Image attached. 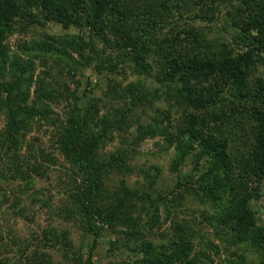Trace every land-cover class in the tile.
Segmentation results:
<instances>
[{"label":"trees","instance_id":"obj_1","mask_svg":"<svg viewBox=\"0 0 264 264\" xmlns=\"http://www.w3.org/2000/svg\"><path fill=\"white\" fill-rule=\"evenodd\" d=\"M181 1H192L186 8L188 12L198 8L213 18L220 6L230 8L227 16L236 45L242 50L233 53L227 46H213L187 20L186 29L171 27L174 34L160 40L159 24L175 7L169 6V0H0V113L4 121L0 131V179H5V169L23 182L29 180L26 168L36 172L34 164L43 160V152L37 153L39 159L29 145L25 159L20 152L36 119L43 120L49 113L46 104L58 100L48 78H35L32 62L8 56L4 42L16 29L24 33L32 26L49 23L64 29L85 28L89 46L79 39L68 45L69 52L65 48L49 50V43H36L31 49L41 57L47 55V60L56 50L60 57L71 61L72 52L83 58L82 53L88 51L94 74L110 84L111 76L130 65L136 76H145L156 85L148 88L137 81L120 94L113 85L110 93L117 94L124 104L129 100L127 110L116 111L119 118L100 117L93 104L85 109L75 106L58 146L66 162L83 176L76 206L89 226L92 246L85 260L78 259L81 255L75 256L66 234L59 237L52 231L47 241L54 243L52 248L61 247V261L34 250L24 264H93L95 243L104 230L116 237L112 249L120 235L123 248L129 250L130 243L135 244L131 251L141 256L136 264L186 260L192 251L191 228L179 227L168 238V247L154 246L133 232L137 225L130 218L134 213L131 200L138 197L137 193L128 190L122 181L117 194L103 195L105 174L132 173L128 162L133 159L129 155L133 149L106 158L99 155L101 146L129 124L136 125L131 146L136 148L146 139L160 138L167 151H174L172 173L180 174L178 170L192 158L193 171L198 175L177 185L176 189H183L177 194L180 200L191 195L198 202L210 204L215 216H206L205 220L215 221L223 235L234 233L233 243L249 239L258 264H264V226L257 225V214L250 207L252 201L263 197L264 183V75L258 74L259 68H264V0ZM98 45L101 48L97 49ZM108 51L116 52L115 57L107 56ZM30 97L33 104L28 106ZM153 102L167 103L168 109L155 107ZM131 108L141 109L143 114L150 111L153 117L149 123L131 120ZM177 117L179 120H174ZM152 180L151 187L155 184ZM146 196L150 208L158 203L165 205L161 198ZM108 198L111 200L107 202ZM123 228L132 232H122Z\"/></svg>","mask_w":264,"mask_h":264},{"label":"rangeland","instance_id":"obj_2","mask_svg":"<svg viewBox=\"0 0 264 264\" xmlns=\"http://www.w3.org/2000/svg\"><path fill=\"white\" fill-rule=\"evenodd\" d=\"M191 2L169 0V6L175 7L171 9V14L165 13V19L159 24L162 29L158 35L160 40L174 34L171 27L176 26V30L186 29L187 20L213 46H227L233 53L242 50L240 45H236L235 32L232 31L230 17L227 16V10L230 8L220 6L218 14L213 18L204 13L205 11L200 13L198 8L188 12L186 8ZM79 39L89 46L88 31L85 28L64 29L49 23L32 26L24 33L16 29L4 42L9 50V57L19 56L24 62H32L35 78H48L56 89L58 100L46 104L45 108L49 113L43 120L39 117L36 119L20 152L24 159L27 156V145L37 159V153L43 152V160H37L34 164L36 172L26 168L25 173L29 180L23 182L16 180L14 175L5 169V179H0V264H24L26 257L34 250L49 253L55 262H60L61 247L52 248L54 243L47 241L49 232L52 231L59 237L66 234L68 241L73 245L75 256L78 258V255H81L78 259H86L93 239L89 234V226L76 206V198L83 190V176L77 168L68 164L60 153L59 137L75 106L85 109L93 104L97 106L100 117L105 116L111 120L115 115V118H119V114H115L116 111L127 110L129 100L126 99L124 104L117 99V94L110 93L113 85L116 86L118 94L120 90L137 81L145 83L148 88L156 87L151 79L136 76L130 65L123 66L124 71L111 76L110 81L112 80L113 84H110L106 78L94 74V63L88 51L82 53L83 58L72 52L73 61L66 60L56 53V48H65L69 52L68 45L77 43ZM36 43H49V50L55 48V52L49 53V60L45 59L48 58L47 55L43 54L41 57L40 53L31 49ZM98 48H101V45H98ZM108 55L115 57L116 52L108 51ZM258 74L264 75L263 67L259 68ZM34 90L33 86L31 96ZM27 104H33L32 97ZM153 105L163 110L168 109L167 103L153 102ZM131 110V120L149 123L153 117L150 111L145 115L139 111L141 109ZM174 120H179V117ZM3 128V116L0 113V131ZM135 138L136 125H125L119 134L113 135L112 141L101 146L99 150L101 158H106L107 155H118L124 149H133L129 154H132L133 159L128 162L132 170L130 175L113 172L105 174L103 178L104 196L117 194V188L121 186L122 181L128 190L137 193L138 197L131 200L134 213L130 218L135 219L137 225L133 232L154 246L168 247V238H171L179 227L184 230L191 228L193 232L189 244L192 251L186 256V260L177 261L176 264H258L255 249L249 239L242 242L236 240L233 243L231 238L234 233L223 235L221 229L216 227L215 221L208 223V219L205 220L206 216H215L210 204L198 202L191 195L184 194L181 200L178 197L177 194L182 193L183 189H176L177 185L184 184L198 175L193 171L192 158L178 170L180 174L172 173L171 161L174 151H167L166 143L162 139H146L135 148L130 145ZM151 179L155 182L153 187L149 184ZM146 195L154 200L161 198L165 205L158 203L156 207L150 208ZM262 195L263 197L252 201L250 205L257 214L258 226H264V183ZM110 200L108 198L107 202ZM122 230L132 232L125 228ZM115 238L109 230L101 233L93 250V264H136L141 260V256L131 251L135 245L133 242L130 243L129 250L122 247V235L112 249L111 244L115 242ZM202 254H205L204 258Z\"/></svg>","mask_w":264,"mask_h":264}]
</instances>
